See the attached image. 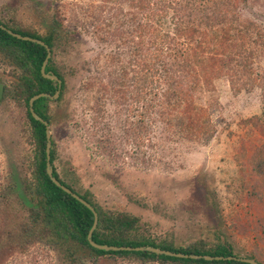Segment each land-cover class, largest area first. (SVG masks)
<instances>
[{
	"label": "rangeland",
	"instance_id": "obj_1",
	"mask_svg": "<svg viewBox=\"0 0 264 264\" xmlns=\"http://www.w3.org/2000/svg\"><path fill=\"white\" fill-rule=\"evenodd\" d=\"M131 1L0 0L1 20H14L45 37L56 16L73 35L65 49L56 51V66L67 81L64 105L72 115L70 122L51 126L60 175L81 192H91L103 209L140 218L143 236L187 248L222 230L237 256L264 264V0H236L226 14L213 6L221 0H179L182 10L189 2L199 10L180 21L178 9H166L157 27L160 35L169 31L172 38L178 36L176 24L182 22L191 26L194 39L178 38L166 49L171 74H161L160 102L152 115L147 113L149 96L140 102L132 97L139 74L133 65L140 60L138 44L149 45V30L137 34L133 17L147 23ZM207 7L211 10L205 13ZM223 18L232 36L229 56L244 57V36L252 40L245 47L252 71L247 81L233 77L237 72L217 61H210L207 77L182 68L183 53L192 50L195 68L205 48L200 36L214 23L212 29L221 36L225 25L218 22ZM10 69L0 59L4 87ZM184 76L189 77L182 89L172 85ZM187 92L190 97H183ZM188 100L190 114L183 112ZM138 122L145 128L128 136ZM33 144L25 112L14 105L0 108V233L10 250L3 264H69L40 238L36 227L22 223L26 215L14 211L18 204L13 196L21 204L30 203L25 186ZM19 237L23 241L17 246Z\"/></svg>",
	"mask_w": 264,
	"mask_h": 264
},
{
	"label": "trees",
	"instance_id": "obj_2",
	"mask_svg": "<svg viewBox=\"0 0 264 264\" xmlns=\"http://www.w3.org/2000/svg\"><path fill=\"white\" fill-rule=\"evenodd\" d=\"M179 3V0L131 1L133 9L137 10L147 23L146 26L144 21H141V18H138V16L133 17V25L136 26L138 31L137 34L142 35L147 27L149 30V45L147 46L145 42L138 44L140 52L138 51L139 53H137V56H140V60L137 59V64L133 65H138L137 69H139V74L134 76L136 92L132 97L134 100L140 102L143 95L149 96L150 100L147 113L151 115L156 111V107L160 102V100H158L160 95L157 91H159L158 89L160 88L161 74L165 73V76L171 74V71L169 72L168 69V59L165 56L166 51L172 48L174 42L178 38H184L189 41H193L194 39V31L192 32L193 29L191 26H182V22L176 24L178 36L174 38L171 37L169 31L161 36L162 30H157V27L161 24L160 20L167 14L166 9L169 7H172L174 10L178 9V14L176 15V20L178 21L188 12L199 11L197 6L194 7L193 4H190L191 2L184 6L185 8L183 10ZM237 3L236 0H221L219 5L213 4V6L216 7L215 11H218V14H226V8L230 9L228 10V13H230L233 7H236ZM179 10L183 11V15ZM210 10L211 8L207 7L205 13H208ZM52 21L53 23L49 29V33L43 37L37 33L25 30L14 20L7 22L5 19H0V24L4 25L7 29L22 36L41 40L52 50L53 56L50 59L46 72H52L62 80L61 94L58 100L42 98L37 101L34 106L37 115L48 122L50 127L59 120L68 123L72 117V115L66 111V105H64L66 101L67 81L64 74H62L61 70L56 66V51L57 49H65L68 43L71 42L73 35L69 34L70 32L64 29V23L61 19L55 16V19ZM218 23L220 25H225H223L224 28L221 29L222 35L220 36L218 32L215 33V30H213L216 27V23L213 25L209 24L208 27H210V31L205 30L200 36L202 40L201 44H204L205 48L202 49V54L196 58L195 68L192 66L191 61L194 50H192L191 54L183 53L184 60L182 62V68H190V70H192L191 73L195 76L199 74L201 77H207L210 70V61L215 63L217 61L223 68L237 72L232 75L233 77L240 76L241 79L244 78V81H247V79L252 77V71H250L248 64L250 58L247 57L248 54H246L249 50H245V47H247L246 45L248 42L252 40L244 36V57L238 56V58L235 59L226 53L227 45L229 41H232L230 29L228 28L229 22L226 18H223L221 22ZM231 23L235 24L236 22L232 20ZM211 35H213V37H211ZM206 44L209 46L208 49H206ZM206 53H210L211 56L206 57ZM196 54L197 52L195 55ZM47 55L48 52L45 47L37 43L19 40L10 35L7 31L0 29V59L11 67L4 87L0 108L7 110L11 105H14L25 112L31 132V139L34 143L33 159L29 161L31 175L27 177L25 186V191L30 199V203L27 205L21 204L18 202L17 198L13 196V199L16 200L18 204L14 211L17 214L21 212L22 215L27 216V218L25 216L24 220L21 219V221L23 220L22 223H25L28 228L36 227L40 238L45 240L56 252H58L60 259L69 264H119L120 260H141L144 262H161L162 264H247L224 260L207 261L203 258L206 256L224 258L233 256L239 257L234 253V246L231 242L225 239L220 233L222 230L209 234L205 239L187 248L177 247L173 242H168L167 240L162 239L158 241L157 239L143 236L140 234V218L130 214L117 213L103 209L95 201L94 195L91 192H81L75 188L73 183L67 180L68 178L65 179L60 175L55 165L58 157L57 146L55 142L52 141L51 162L55 178L91 204L99 215L98 227L93 234V241L95 243L110 247L138 248L150 246L178 254L202 256V258L183 259L165 255L159 256L150 252H107L96 249L90 244L88 236L94 226L95 216L89 208L52 182L47 171L48 140L46 127L41 122L37 121L30 112V101L33 97L43 93L54 96L57 91L55 83L45 79L41 72ZM129 65L133 66L131 62ZM129 65L127 67H129ZM124 75L126 78L128 77V73H125V70H123V76ZM186 77L184 76L183 82L177 80L172 85L182 89L185 86ZM256 81L257 80L254 79L252 84L257 83ZM183 97L189 98L190 94L187 92ZM51 104H56L58 110L52 108ZM183 109L184 113L190 114L192 104L189 100L185 102ZM65 111V118H62L64 116H61V113ZM144 125V122L136 123L134 127L127 132V135L130 136L129 132L136 131L137 136L139 129L145 128ZM186 126H183L184 129ZM22 229L26 230L23 232L25 236L27 229L24 227ZM0 232L2 231L0 230ZM2 236L3 234L0 233V264L6 261L10 251L8 244L6 245L5 243L7 238ZM21 241L23 240L19 237L14 243L20 246L22 244ZM9 243L11 244L10 241ZM244 258L256 260L253 257ZM256 261L259 262L258 260ZM259 264H261V262H259Z\"/></svg>",
	"mask_w": 264,
	"mask_h": 264
},
{
	"label": "water",
	"instance_id": "obj_3",
	"mask_svg": "<svg viewBox=\"0 0 264 264\" xmlns=\"http://www.w3.org/2000/svg\"><path fill=\"white\" fill-rule=\"evenodd\" d=\"M0 29H3L5 31H7L10 35H12L15 38H18L19 40H23V41H29V42H33V43H37L43 47L46 48L48 55L47 58L42 66L41 72L42 75L45 79H48L50 81H53L55 83V86L57 87V91L56 94L54 96H51L50 94H39L36 95L35 97H33L30 101V112L32 113V116L39 122H41L42 124L45 125L46 127V131H47V140H48V144H47V171H48V175L51 178L52 182L59 188H61L62 190H64L66 193H68L69 195H71L73 198H75L76 200H78L79 202H81L83 205H85L87 208H89L94 216H95V221H94V226L92 228V230L89 233L88 236V240L90 242V244L99 250L102 251H129V252H150V253H154L156 255H165V256H169V257H175V258H183V259H199L202 258V256H190V255H186V254H178V253H174L171 251H166V250H162L160 248H154V247H138V248H132V247H110V246H102V245H98L97 243H95L93 241V234L95 232V230L98 227V223H99V215L97 213V211L95 210V208L89 204L87 201H85L82 197H80L78 194L74 193L72 190H70L68 187L64 186L58 179L55 178L54 176V171H53V166H52V162H51V148H52V140H51V127L49 125L48 122H46L44 119H42L39 115H37V113L35 112L34 106L35 103L37 101H39L42 98H49L52 100H58L61 94V89H62V80L60 78H58L54 73L46 72L47 66L50 62V59L52 58V50L51 48L43 41L41 40H37L31 37H26V36H22L20 34L14 33L13 31L7 29L4 25L0 24ZM3 94H4V84H0V103L2 101L3 98ZM204 259H206L207 261H237V262H243V263H247V264H259V262H257L256 260L253 259H249V258H244V257H210V256H206L203 257Z\"/></svg>",
	"mask_w": 264,
	"mask_h": 264
},
{
	"label": "flooded vegetation",
	"instance_id": "obj_4",
	"mask_svg": "<svg viewBox=\"0 0 264 264\" xmlns=\"http://www.w3.org/2000/svg\"><path fill=\"white\" fill-rule=\"evenodd\" d=\"M52 56H53V53H52Z\"/></svg>",
	"mask_w": 264,
	"mask_h": 264
}]
</instances>
